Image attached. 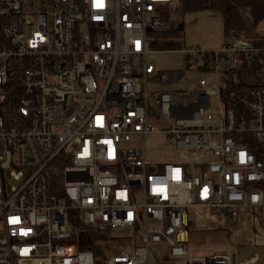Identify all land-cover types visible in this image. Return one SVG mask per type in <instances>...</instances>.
Instances as JSON below:
<instances>
[{"label": "built area", "instance_id": "2783aa9c", "mask_svg": "<svg viewBox=\"0 0 264 264\" xmlns=\"http://www.w3.org/2000/svg\"><path fill=\"white\" fill-rule=\"evenodd\" d=\"M176 2L0 0V264H241L228 250L197 256L188 211L264 210V160L248 145L264 151V90L240 91L236 75L259 47L241 36L171 49L202 76L156 89L186 78L150 58L149 33L178 26L165 18ZM158 112L170 128L152 123ZM156 135L179 156L151 157ZM73 213L118 250H81Z\"/></svg>", "mask_w": 264, "mask_h": 264}, {"label": "trees", "instance_id": "16d2710c", "mask_svg": "<svg viewBox=\"0 0 264 264\" xmlns=\"http://www.w3.org/2000/svg\"><path fill=\"white\" fill-rule=\"evenodd\" d=\"M174 8L183 12L217 11L224 19L225 39L243 36L252 40L259 47V52L250 62L245 61L236 72L238 87L240 91L249 88L264 90V32L258 31L259 24L264 20V0H177L171 7ZM166 17L168 18V15ZM163 46L170 50L179 48H173L174 42H163ZM184 46L185 43L182 48ZM224 99L227 104L233 102L225 95ZM235 105L241 109L239 103ZM248 145L258 158L264 160V151L258 149L254 143ZM261 187L264 188V182ZM70 224L73 232L72 242L77 243L81 250L92 251L104 260L110 252L118 250L120 240L110 230L103 231L87 226L75 213L70 217Z\"/></svg>", "mask_w": 264, "mask_h": 264}, {"label": "crops", "instance_id": "0c3cea01", "mask_svg": "<svg viewBox=\"0 0 264 264\" xmlns=\"http://www.w3.org/2000/svg\"><path fill=\"white\" fill-rule=\"evenodd\" d=\"M198 23H200V26L202 24L209 26V33L192 32L191 27ZM184 30H187L189 33V43H185V46L199 45L214 50L220 48L225 41L224 19L221 13L217 11L200 10L193 12L185 20ZM170 51L174 52L175 50ZM186 63L187 61L182 55L181 67L174 70L187 69ZM197 79L191 83L195 85ZM189 82L188 80L185 85H181L180 87H188L190 85ZM166 152L168 153V151ZM154 158L166 160L170 157L165 154V151H161V154L156 155ZM188 213L190 228L192 226L193 228H204L206 230L216 231V234L212 238L218 239L223 245L218 248H210L212 251L217 249L228 250L232 253L237 263H255L261 258L262 264H264L263 209L244 205L241 206L236 216H230L213 214L208 208L203 206H192L189 208ZM225 244H231V247Z\"/></svg>", "mask_w": 264, "mask_h": 264}, {"label": "rangeland", "instance_id": "374dc122", "mask_svg": "<svg viewBox=\"0 0 264 264\" xmlns=\"http://www.w3.org/2000/svg\"><path fill=\"white\" fill-rule=\"evenodd\" d=\"M193 12H183L179 9H171L168 12V19L174 20L177 25L180 23H185V20H187L188 16L191 15ZM192 32H202V33H209L210 28L209 26H200V23L193 25L191 27ZM258 31L263 33L264 32V20L259 24ZM196 35V34H195ZM150 42H149V48L153 50L150 58L152 62L161 68L162 70L166 71H174V69H178L181 67V60H182V54H180L177 51H170V49H165L163 46V42H174L173 48H182L184 43H189V33L187 30H184L183 32L176 29L172 30H164L160 32H150L149 33ZM177 48V49H179ZM183 66V65H182ZM184 69V68H183ZM186 70V78L181 80L180 82H163L160 78H155L154 81L151 83H154V86L156 89H163V88H179L181 85H185L188 80L190 81L188 85L189 88H192L194 85L191 83L195 79H197L200 74L197 71L194 70ZM213 105H215V97L211 98ZM151 106H153V100H150ZM160 116L154 117L151 119L152 123L160 130H166L170 128V125L167 121V118L162 115L160 112H158ZM162 136L156 135L151 136L148 139L147 142V151L150 156L155 157L156 155L161 154V151H165V154L169 157L172 155L179 156L178 153H176L175 150L169 149L167 146H164L162 144ZM144 138L136 136L132 139L130 146H135L136 144L142 142ZM168 151V153L166 152ZM116 233V232H115ZM216 234V231L206 230L204 228H193L191 226L189 230V243L188 247L190 249H194L195 254L197 256H204V255H210L213 251L210 248H218L222 246V242H219L218 239L212 238L213 235ZM219 234V233H218ZM142 245V243H139ZM228 247H231V244H225ZM260 251V250H259ZM114 252V251H112ZM157 253L160 258L166 259L168 257L167 252V245L165 243L161 244L160 247L157 248ZM262 259H258L255 263L250 264H262ZM166 264H173L171 260L166 261Z\"/></svg>", "mask_w": 264, "mask_h": 264}, {"label": "water", "instance_id": "95a60500", "mask_svg": "<svg viewBox=\"0 0 264 264\" xmlns=\"http://www.w3.org/2000/svg\"><path fill=\"white\" fill-rule=\"evenodd\" d=\"M177 29L178 30H183L184 29V23H180L178 26H177Z\"/></svg>", "mask_w": 264, "mask_h": 264}, {"label": "snow or ice", "instance_id": "6c2138e0", "mask_svg": "<svg viewBox=\"0 0 264 264\" xmlns=\"http://www.w3.org/2000/svg\"><path fill=\"white\" fill-rule=\"evenodd\" d=\"M13 222H15V221H13Z\"/></svg>", "mask_w": 264, "mask_h": 264}]
</instances>
